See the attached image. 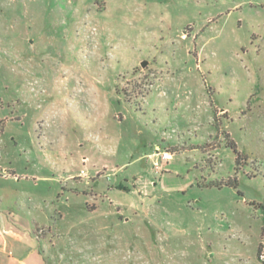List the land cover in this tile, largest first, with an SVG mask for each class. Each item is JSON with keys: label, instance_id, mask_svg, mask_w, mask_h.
<instances>
[{"label": "rangeland", "instance_id": "1", "mask_svg": "<svg viewBox=\"0 0 264 264\" xmlns=\"http://www.w3.org/2000/svg\"><path fill=\"white\" fill-rule=\"evenodd\" d=\"M1 218L43 264H264V0H0Z\"/></svg>", "mask_w": 264, "mask_h": 264}, {"label": "crops", "instance_id": "2", "mask_svg": "<svg viewBox=\"0 0 264 264\" xmlns=\"http://www.w3.org/2000/svg\"><path fill=\"white\" fill-rule=\"evenodd\" d=\"M19 233L12 223L0 219V264H43L38 247L33 244V236Z\"/></svg>", "mask_w": 264, "mask_h": 264}, {"label": "bare ground", "instance_id": "3", "mask_svg": "<svg viewBox=\"0 0 264 264\" xmlns=\"http://www.w3.org/2000/svg\"><path fill=\"white\" fill-rule=\"evenodd\" d=\"M163 157H169V153L166 152L165 155H163Z\"/></svg>", "mask_w": 264, "mask_h": 264}, {"label": "trees", "instance_id": "4", "mask_svg": "<svg viewBox=\"0 0 264 264\" xmlns=\"http://www.w3.org/2000/svg\"><path fill=\"white\" fill-rule=\"evenodd\" d=\"M237 151V149L235 148V152ZM239 157V156H238Z\"/></svg>", "mask_w": 264, "mask_h": 264}, {"label": "built area", "instance_id": "5", "mask_svg": "<svg viewBox=\"0 0 264 264\" xmlns=\"http://www.w3.org/2000/svg\"><path fill=\"white\" fill-rule=\"evenodd\" d=\"M166 152L163 153V155H165Z\"/></svg>", "mask_w": 264, "mask_h": 264}, {"label": "water", "instance_id": "6", "mask_svg": "<svg viewBox=\"0 0 264 264\" xmlns=\"http://www.w3.org/2000/svg\"><path fill=\"white\" fill-rule=\"evenodd\" d=\"M142 65H144V64H142Z\"/></svg>", "mask_w": 264, "mask_h": 264}]
</instances>
